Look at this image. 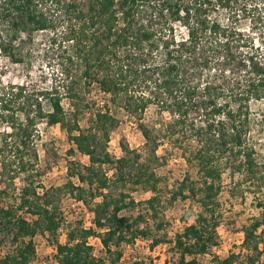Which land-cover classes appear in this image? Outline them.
<instances>
[{
    "label": "trees",
    "instance_id": "trees-1",
    "mask_svg": "<svg viewBox=\"0 0 264 264\" xmlns=\"http://www.w3.org/2000/svg\"><path fill=\"white\" fill-rule=\"evenodd\" d=\"M60 12L69 25L61 34L73 52L62 69L66 92L57 87L11 88L0 75V247L8 250L0 264H32L38 235L56 245L57 264H119L123 245L143 240L154 249L166 242L161 178L153 167L160 159L159 137L142 122L148 152L144 160L127 146L119 159L108 151L111 133L120 125L113 108L142 121L152 106L162 114H175L167 125L168 140L197 167V185L188 178L173 196L193 198L199 210L191 207L185 213L184 220L194 217L195 222L176 235L172 249L178 264H201L220 244L223 174L230 170L264 185L259 151L250 142L252 104L264 103V0H0V58L24 63L27 46L42 32L53 33L50 44L55 46L59 35L54 13ZM246 22L251 24L249 33L243 28ZM94 83L109 96L97 108L81 89ZM64 99L73 102L70 114ZM88 114L90 125L83 129L81 120ZM43 122L64 126L89 165L72 162L64 187L40 193L32 184L38 170L37 127ZM111 170L113 180L108 177ZM23 174L26 185L11 203L10 192ZM110 182L116 187L130 184L153 196L136 203L123 191L113 195ZM67 192L85 205L93 204L94 228H72L61 244L59 202ZM136 206L142 208L137 216L123 215ZM250 222L242 251L223 261L214 255V262L264 264V211ZM92 236L99 238L104 256L95 254L88 242Z\"/></svg>",
    "mask_w": 264,
    "mask_h": 264
},
{
    "label": "rangeland",
    "instance_id": "rangeland-1",
    "mask_svg": "<svg viewBox=\"0 0 264 264\" xmlns=\"http://www.w3.org/2000/svg\"><path fill=\"white\" fill-rule=\"evenodd\" d=\"M54 14L58 16V32L56 35H59L55 46L51 47L50 44L53 33L42 32L35 36L31 45L27 46L25 54H28L24 63L13 64L10 59L0 58V75H3L4 83L8 87L18 88L23 85L41 89L57 87L61 93L66 92V86L64 85H67L68 82H64L65 77L62 74V69L66 63V57L71 56L73 53L72 44L67 42L64 35L61 34L69 26L68 22L64 20L63 12ZM250 26V22L243 25L246 33L250 32ZM177 29L180 33L185 31L184 28L177 27ZM75 61L77 64L79 63L78 60ZM77 72L78 70L75 69L74 79L79 77ZM82 88H84L82 95L94 108L103 106L109 101V96L102 92L96 83L90 88H85L82 85ZM81 89L79 88V90ZM63 104L70 114L73 111V102L64 99ZM113 109L117 112L120 125L111 133V140L108 145V151L112 159H119L125 155L123 146L140 152L143 160L148 156L147 149L144 146L145 138L139 128V124L142 122L153 129V134L158 136L159 141H161L162 145L158 149L160 159L158 165L153 167L161 178L159 185V195L163 207L161 216L166 223L162 237H166L165 243L169 242L168 244L163 243L154 249H151L150 242L143 240H138L132 245H123L124 257L119 264H134L135 261H141L144 264H178V255L172 249L175 237L195 222L194 217L184 220L185 213L191 207H194L196 212L199 208L193 198L174 200L173 196L179 191L184 180L189 178V183L193 184L199 181V175L197 167L190 165L184 159L178 144L175 145L174 141L168 140L170 130L167 129V125L173 122L175 114H162L155 106H152L144 113L142 121H139L123 109ZM89 118V114L82 118L80 125L83 129L89 127ZM2 129L3 127H0V131ZM37 131L39 135L36 142L38 170L34 172L36 175L34 184H32L33 179L28 178V180L34 187H38L40 193H43L53 188L64 187L69 182L68 174L72 162L86 167L89 165V159L76 150L69 140L64 126H48L43 122L37 127ZM250 142L259 151L258 160L262 163L261 170L264 171V103L252 104ZM72 149L74 152H71ZM113 174V170L108 172V177L112 180ZM26 176V174H23L16 179L15 186L10 192L9 201L11 203L16 201L21 187L26 185ZM73 181L78 184L77 179ZM260 182L259 180H250V178L243 177L241 174L234 175L230 170L223 174L222 189L218 198L222 214L218 226L220 244L218 248L213 250V255L209 254L200 259L201 264H220L214 262V255L218 256L220 261H223L231 254L242 251L241 246L245 237V227L251 223L250 221L253 218L260 217L264 211V185ZM114 184V182H110L113 195L123 191L128 193L136 203L148 200L153 196L151 192L138 189L130 184L118 187ZM99 201H101V198L96 199L94 203ZM78 202L68 192L62 193L60 196L59 212L64 218V222L59 230L57 240L61 244L67 242V235L72 228H77L79 225H82L85 229L94 228V214L91 211L93 204L90 202L83 209ZM141 210L142 208L138 206L129 207L123 212V215L137 216ZM78 212L80 214H77ZM24 215L28 219H33L30 215ZM34 242L36 245V259L32 264H57L55 259L56 245L48 237L38 235L34 238ZM88 242L94 247L96 255L104 256L103 246L99 238L92 236ZM7 251L4 246L0 247V257H3Z\"/></svg>",
    "mask_w": 264,
    "mask_h": 264
},
{
    "label": "built area",
    "instance_id": "built-area-1",
    "mask_svg": "<svg viewBox=\"0 0 264 264\" xmlns=\"http://www.w3.org/2000/svg\"><path fill=\"white\" fill-rule=\"evenodd\" d=\"M79 206H81L83 209L85 208V204L82 201L78 202ZM77 214H80V212H78Z\"/></svg>",
    "mask_w": 264,
    "mask_h": 264
}]
</instances>
